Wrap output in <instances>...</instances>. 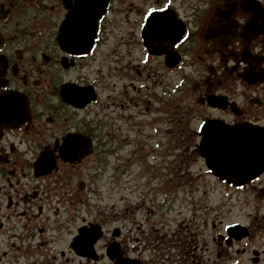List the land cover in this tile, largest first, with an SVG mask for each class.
Listing matches in <instances>:
<instances>
[{
  "label": "flooded vegetation",
  "instance_id": "obj_1",
  "mask_svg": "<svg viewBox=\"0 0 264 264\" xmlns=\"http://www.w3.org/2000/svg\"><path fill=\"white\" fill-rule=\"evenodd\" d=\"M167 4L0 0V264H113L115 240L138 256L101 203L104 183H121L110 158L124 126L140 145L160 120L182 133L207 119L264 126V0H172L148 28V9ZM69 137L81 147L65 158ZM69 187L79 199L60 203ZM94 226L99 261L73 246Z\"/></svg>",
  "mask_w": 264,
  "mask_h": 264
},
{
  "label": "rangeland",
  "instance_id": "obj_2",
  "mask_svg": "<svg viewBox=\"0 0 264 264\" xmlns=\"http://www.w3.org/2000/svg\"><path fill=\"white\" fill-rule=\"evenodd\" d=\"M170 112L169 117H173V111ZM153 118L163 119L165 115L154 111ZM146 131V134L151 135L152 138L146 136L143 145L137 141L139 146L131 142L135 139L134 132L122 131L127 138L121 143L119 150V155L123 157L122 163L124 162V164L121 163V183L114 190L106 181L102 187L105 200L101 203L120 204L123 207L124 200L121 201V197L125 196L144 204L143 208L138 211V215L147 228L149 222L144 217H154L153 212L150 209L147 210L152 202L162 203L167 196L170 198L175 191H179V200L171 206L172 209L168 216L175 215L179 220L187 222H184V231L192 237V242L185 246L188 249L185 253L186 264H237V262L238 264H264V177L246 190L228 188L207 173L205 163L193 154L194 147L181 148L182 143L177 142L179 129L176 128L173 132L172 141H170L171 137H167L165 133L164 121L155 122L153 129L147 127ZM166 142H169V145L166 146ZM145 144L147 145L144 146ZM134 151L137 153H133ZM151 152H153L152 155ZM128 157L132 159H127ZM113 159L111 158L112 161ZM126 169L129 170L128 172L133 171V177L131 174H124ZM183 170H185L186 178L184 182H181L180 177L184 176ZM190 174L192 176L201 175V181L198 183L200 191L192 195L188 193L189 184H187ZM127 178L131 180L123 185V179ZM178 183H186L185 192L179 190L180 186L175 187ZM190 186L194 187V185ZM141 195L147 197L145 202ZM160 213L161 211L156 215L160 216ZM130 216V214L123 216L122 225L128 235L127 245L133 246L137 255H140L141 245L140 241L132 240L136 236L135 232H137V237L147 235L149 245L146 250L142 251V254L149 258L150 263L180 264L184 261L183 256L179 258L178 263L176 260L171 262L168 259L163 260L164 256H168L166 252L163 253V241L151 243L158 237V233H145ZM237 221L254 224L253 234L226 251L227 248L218 245L214 238L218 233H225L226 225ZM193 243L198 247L193 248ZM255 250L260 252V260L257 263L253 261ZM103 264H109V262Z\"/></svg>",
  "mask_w": 264,
  "mask_h": 264
},
{
  "label": "snow or ice",
  "instance_id": "obj_3",
  "mask_svg": "<svg viewBox=\"0 0 264 264\" xmlns=\"http://www.w3.org/2000/svg\"><path fill=\"white\" fill-rule=\"evenodd\" d=\"M171 3L172 0H168V4L165 5L164 7H161L159 9L155 7L150 8L148 9L147 15L149 17H152L154 20L157 21V23L161 27H163V25L166 23L165 17L154 16L153 14L156 12H161L166 14L171 7ZM181 36L183 37L181 43L188 41L189 37L184 35L183 32H181ZM177 39H180V37H178ZM176 47H180V45L177 44ZM145 62H147V58H145ZM141 87H143V85H141ZM205 131H206L205 125L203 124L198 125L193 130L192 136L193 138H195L197 134ZM57 143H59V141ZM80 147L81 145L75 142V138L69 137L68 139L65 140L63 147L60 148V152L65 158H70L77 154ZM156 147H159V145H156ZM211 171L212 169L209 168V172ZM253 183H255V181H253ZM240 187L243 188L244 185L241 184ZM60 196H63V199H60ZM49 199L52 200V197L50 196ZM57 199H60V203H64L65 199H69L74 204L79 199V194L73 192L71 190V187H69V189L65 190L64 193H61L59 196H57ZM50 207H53V209L57 212V214H59V208L55 206V201H53V204L50 205ZM141 208H143V205L140 204L138 201L134 199H128L127 197H125L123 207L120 204L113 205L112 212L114 214V218H120V216H126L130 214L133 221L137 222V226L145 233L157 232L158 240L163 241V251L168 254L169 262L178 260L180 257L184 256L185 253L188 251V249L185 246L192 242V237L187 232L184 231L185 223L179 220L175 215H172L171 217L167 215H161L159 216V218L155 220H153L151 216H145L144 219L149 222V227L146 228L144 225V221L140 220V217L138 215V211ZM43 211L44 208L41 205L40 212ZM165 212H167V210H165ZM27 214L28 213L26 212L25 215ZM181 216H183V212H181ZM161 221H163V223H161ZM228 227L231 228L232 225L229 224ZM80 239L81 241H87L88 239V234L83 230ZM149 239H151L150 236ZM95 243H96L95 239L89 241L90 245ZM192 247L196 248L198 247V245L193 243ZM180 264H186V261H181Z\"/></svg>",
  "mask_w": 264,
  "mask_h": 264
},
{
  "label": "water",
  "instance_id": "obj_4",
  "mask_svg": "<svg viewBox=\"0 0 264 264\" xmlns=\"http://www.w3.org/2000/svg\"><path fill=\"white\" fill-rule=\"evenodd\" d=\"M202 154L207 157L208 165L213 169L216 175L225 178L228 182L235 184H243L255 177L250 170L253 164L233 161L232 154L234 150L229 141L211 143L208 135L204 140ZM221 154V156H220ZM263 164V165H262ZM262 165L261 171L264 169V162H260L257 166ZM260 171V172H261ZM245 233L240 234L237 238L241 239ZM258 259H256L257 261Z\"/></svg>",
  "mask_w": 264,
  "mask_h": 264
},
{
  "label": "clouds",
  "instance_id": "obj_5",
  "mask_svg": "<svg viewBox=\"0 0 264 264\" xmlns=\"http://www.w3.org/2000/svg\"><path fill=\"white\" fill-rule=\"evenodd\" d=\"M240 22H241V24H243V23H244V19H243V18H241Z\"/></svg>",
  "mask_w": 264,
  "mask_h": 264
}]
</instances>
